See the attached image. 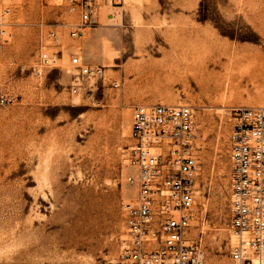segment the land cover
Returning <instances> with one entry per match:
<instances>
[{
	"label": "rangeland",
	"instance_id": "374dc122",
	"mask_svg": "<svg viewBox=\"0 0 264 264\" xmlns=\"http://www.w3.org/2000/svg\"><path fill=\"white\" fill-rule=\"evenodd\" d=\"M6 6L0 264H124L122 204L133 187L120 159L132 143L133 107L150 103L194 109L199 169L190 233L201 238L205 260L228 257L225 112L264 106V0H111L80 37L70 35L78 13L68 0H0V12ZM191 32L211 38L209 54L226 51L219 64L207 62L206 83L187 65L196 46L180 37ZM40 52L55 66L35 75ZM72 57L104 66L108 81L71 93Z\"/></svg>",
	"mask_w": 264,
	"mask_h": 264
},
{
	"label": "built area",
	"instance_id": "2783aa9c",
	"mask_svg": "<svg viewBox=\"0 0 264 264\" xmlns=\"http://www.w3.org/2000/svg\"><path fill=\"white\" fill-rule=\"evenodd\" d=\"M111 0H68L78 21L72 37L92 27L101 4ZM10 12H0V47L6 42ZM54 35L53 33H51ZM76 71L70 85L77 93L83 83L108 80L105 67L72 57ZM55 66V58L38 55L35 75ZM118 87L117 81H109ZM10 99L1 96L0 103ZM229 124L226 148L230 165L228 227L233 236L228 257L237 264H264V106H235L225 112ZM194 109L187 104L150 103L133 107L129 138L121 155L128 169L125 181L133 194L122 204L124 239L120 259L124 264H204L201 238L191 237L194 181L199 162L194 145Z\"/></svg>",
	"mask_w": 264,
	"mask_h": 264
},
{
	"label": "bare ground",
	"instance_id": "6f19581e",
	"mask_svg": "<svg viewBox=\"0 0 264 264\" xmlns=\"http://www.w3.org/2000/svg\"><path fill=\"white\" fill-rule=\"evenodd\" d=\"M135 22H136V24L142 23V21L138 18L136 19ZM180 38H181V40L189 39L190 41H193V45L196 46L193 48V51L191 53L192 59L187 64V65L190 64V67H189V71H191L190 75L195 79V81L198 84H200L202 82L206 83L207 80L210 78V76L213 74L212 70H208L207 62H211L212 64H215V65L217 63L219 64L221 54H224L226 51L220 49L218 51L215 50L213 54H209L205 49V47H206L205 43L207 42V47H208V41L207 40L210 37L207 39L206 37H203V35L201 37L197 34H194V33L192 34V32H191V33L183 34ZM209 41H211V40H209ZM200 44H201V46H198ZM210 44H211V42H210ZM186 48L187 47H185L183 49H186Z\"/></svg>",
	"mask_w": 264,
	"mask_h": 264
},
{
	"label": "crops",
	"instance_id": "0c3cea01",
	"mask_svg": "<svg viewBox=\"0 0 264 264\" xmlns=\"http://www.w3.org/2000/svg\"><path fill=\"white\" fill-rule=\"evenodd\" d=\"M204 264H215V263H211L208 260H204ZM217 264H237L235 263L233 260H231L229 257H226L221 263H217Z\"/></svg>",
	"mask_w": 264,
	"mask_h": 264
}]
</instances>
